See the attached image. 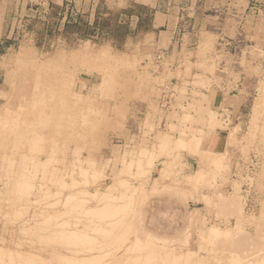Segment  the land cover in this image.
<instances>
[{
    "label": "rangeland",
    "instance_id": "rangeland-1",
    "mask_svg": "<svg viewBox=\"0 0 264 264\" xmlns=\"http://www.w3.org/2000/svg\"><path fill=\"white\" fill-rule=\"evenodd\" d=\"M197 7L177 59L120 49L126 29L113 22L127 10L96 11L105 40L72 41L77 27L31 17L15 30L0 51L2 250L44 264H113L138 243L126 264H264V0ZM223 81L247 89L240 110L228 88L231 113L243 114L228 125L218 111ZM169 82L177 94L161 109ZM107 187L112 212L87 213L103 206ZM229 196L239 204H225ZM212 227L219 234L206 239ZM9 258L0 264L20 260Z\"/></svg>",
    "mask_w": 264,
    "mask_h": 264
},
{
    "label": "crops",
    "instance_id": "crops-1",
    "mask_svg": "<svg viewBox=\"0 0 264 264\" xmlns=\"http://www.w3.org/2000/svg\"><path fill=\"white\" fill-rule=\"evenodd\" d=\"M197 4L198 0H0V51L11 48L15 30L27 24L30 17L46 26L58 24L63 27L68 24V27H77L81 33L70 34L68 39L72 41H91L101 35L102 39H108V32L100 30V17L96 11L120 9L128 11L126 16L113 22L116 26L126 29L120 49L148 53L162 48L175 55L177 59L180 57L186 38L192 34L191 29L194 25L192 19L198 10ZM139 8L144 11L143 17L137 14ZM146 18H148L146 28L138 30L139 22ZM99 53L108 52L102 49ZM230 86L231 97H242L239 107L241 110L247 99V89L242 82L229 85L228 81H223L216 90L221 100H227ZM233 110L232 105L231 111ZM240 118H243L242 112L235 115L232 113L233 121ZM184 164L186 169H192L195 160L187 155Z\"/></svg>",
    "mask_w": 264,
    "mask_h": 264
},
{
    "label": "bare ground",
    "instance_id": "bare-ground-1",
    "mask_svg": "<svg viewBox=\"0 0 264 264\" xmlns=\"http://www.w3.org/2000/svg\"><path fill=\"white\" fill-rule=\"evenodd\" d=\"M107 57V56H106ZM203 153H205V151L203 152ZM202 152H201V154L202 155H204ZM206 173V171L204 170V169H200V170H198V172L196 173L197 175H196V178H197V181H198V179L199 178H201V179H199L200 181H198V182H202L203 181V179H202V177L201 176H203V175H206L205 174ZM204 177V176H203ZM158 184V183H157ZM157 184L155 183L154 185H153V189H156V188H158V186H157ZM231 196H233V195H231ZM231 196H229L228 197V199L226 200L225 198V204H227V205H238L239 203L238 202H236V199H237V195H234L235 197H236V199L234 198V197H231ZM110 198H113V195H112V193H111V188L110 187H107L106 188V190L104 191V192H102V200H105V202H104V204H103V206L102 207H99V208H95V207H89V208H87V209H85L86 210V212L87 213H90V214H94V215H100V216H102L103 215V217L105 216L104 214H106V213H108L109 211H111L112 210V208H111V205L109 204V199ZM230 198V199H229ZM224 199H223V201H224ZM74 200V196H72V195H68L67 196V201H73ZM263 202V201H262ZM222 203V202H221ZM223 204V203H222ZM225 204H223V205H225ZM220 205V204H219ZM226 205V206H227ZM223 207V206H222ZM234 207L235 206H233V208L232 209H234ZM263 207H264V203H263ZM263 207H261V208H263ZM230 209V208H229ZM239 210H240V208H238ZM264 209V208H263ZM116 210V209H115ZM114 210V211H115ZM239 210H238V212H239ZM264 211V210H263ZM112 212V211H111ZM261 212H262V210H261ZM113 213H116V212H113ZM264 213V212H263ZM107 215V214H106ZM111 215V214H110ZM109 215V216H110ZM264 215V214H263ZM263 215H261V216H263ZM236 225H238V224H236ZM235 225V226H236ZM257 227H259V226H257ZM234 230H236V232L237 231H239L240 230V228L238 227V226H236V228L234 229ZM260 230V229H259ZM262 230H263V228H262ZM261 230V231H262ZM232 231V230H231ZM79 234H81V233H79ZM219 234V230L217 229V228H215V227H212V228H209L208 229V231H207V233L205 234V235H207V236H205V238L206 237H208L209 238V236H211V237H215V236H217ZM226 234V233H225ZM231 234H232V232H231ZM256 234V233H255ZM83 235V234H82ZM81 235V236H82ZM257 235H258V233H257ZM80 236V237H81ZM260 236V235H259ZM85 238H87L86 236H85ZM136 238V237H135ZM204 238V237H203ZM208 238H206V239H208ZM234 238H235V236H234ZM239 238V237H238ZM264 238V237H263ZM262 238V239H263ZM210 239V238H209ZM212 239V238H211ZM240 239H242V237L240 238ZM81 240V239H80ZM82 240H83V238H82ZM86 240H88V239H86ZM136 240V239H135ZM251 240V239H250ZM85 241V240H84ZM137 241V240H136ZM135 241V242H136ZM207 241V240H206ZM209 241V240H208ZM212 241V240H211ZM213 241H215V240H213ZM220 241V240H219ZM251 243H253L252 242V240L250 241ZM211 243V242H210ZM135 244L137 245L138 243H134V245H131V246H133V247H131L130 245H129V247L128 248H134V250L132 249V252H133V254L134 253H136V252H134L135 251V248H136V246H135ZM206 244V243H205ZM213 245V244H212ZM257 246V245H256ZM213 247V246H212ZM217 247H218V245H217ZM127 248V249H128ZM264 248V247H263ZM3 249V248H2ZM1 249V247H0V261L2 260V259H5L6 258V256H7V258H13L14 257V259L16 258V260H17V258L18 259H20V260H17L18 262H20V261H23L22 263L23 264H31V260H29L28 261V258H30V259H32V262L35 264V262L36 261H40V260H38V258L32 253V254H30V253H26V251H22V252H25V253H21L20 251L18 252V251H16V250H12L11 249V251L9 250V251H7L6 249H4V250H2ZM127 249H125V250H127ZM125 250L123 251V255H121V257L123 256V257H125L124 255H127V259L126 260H124V262L120 259L121 257H120V255L119 256H117V260L119 259V260H121L124 264H126V261L128 260V257H130V256H128V253H129V249L126 251V252H128V253H124L125 252ZM216 250H218V249H216ZM131 251V250H130ZM137 251V250H136ZM213 251V250H212ZM258 251V250H257ZM28 252V251H27ZM187 252V251H186ZM196 252V251H195ZM261 252V251H260ZM216 253V252H215ZM130 254V253H129ZM140 254V253H139ZM188 254V253H187ZM261 255H263V254H261ZM131 256H132V253H131ZM186 256V255H185ZM189 256V255H188ZM244 256V255H243ZM249 255H247V257H248ZM5 257V258H4ZM39 257V256H38ZM120 257V258H119ZM123 257H122V259H123ZM140 257H141V255H140ZM169 257V256H168ZM245 257V256H244ZM260 257V256H259ZM9 258V259H10ZM83 258V257H82ZM84 258H86V257H84ZM91 258V257H90ZM134 258V257H133ZM132 258V259H133ZM138 258V257H137ZM261 258H262V256H261ZM9 259H7V260H9ZM23 259H25V261L23 260ZM26 259H27V261H26ZM43 259V258H42ZM87 259V258H86ZM89 259V258H88ZM115 260H113L112 259V261L110 260L109 262L111 263H113V261H114V263H115V261H116V263L119 261H117L116 260V257L114 258ZM135 259V258H134ZM7 260H6V262H7ZM13 260V259H12ZM12 260L10 259V261L12 262ZM15 260V261H16ZM202 260V259H201ZM5 260H2V262H4ZM16 261V262H17ZM129 261V260H128ZM17 262V264H21V263H18ZM41 262V263H40ZM38 264H44L43 262H45L44 260H43V262L42 261H40ZM122 262H120L119 261V263L121 264ZM208 262V261H207ZM15 263V262H14ZM32 263V264H33ZM37 263V262H36ZM113 263V264H114ZM203 263V262H202ZM46 264V263H45ZM105 264H109L108 262L107 263H105ZM118 264V263H117ZM205 264V263H204Z\"/></svg>",
    "mask_w": 264,
    "mask_h": 264
},
{
    "label": "built area",
    "instance_id": "built-area-1",
    "mask_svg": "<svg viewBox=\"0 0 264 264\" xmlns=\"http://www.w3.org/2000/svg\"><path fill=\"white\" fill-rule=\"evenodd\" d=\"M166 59V52L162 49L156 51L154 55V67L156 71L161 70L163 68L164 60ZM160 95L158 98V104L161 109H168L174 102L176 90L173 87V83H165L160 86ZM232 104L228 101L224 107L218 109L221 115L222 121L224 124L228 125L230 119L232 118Z\"/></svg>",
    "mask_w": 264,
    "mask_h": 264
}]
</instances>
